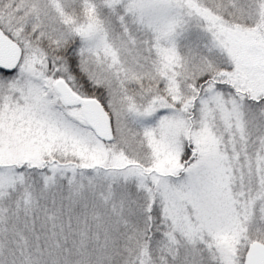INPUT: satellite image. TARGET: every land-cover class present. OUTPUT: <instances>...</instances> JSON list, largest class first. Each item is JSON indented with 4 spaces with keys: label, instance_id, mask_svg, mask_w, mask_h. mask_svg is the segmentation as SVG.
Masks as SVG:
<instances>
[{
    "label": "snow or ice",
    "instance_id": "6c2138e0",
    "mask_svg": "<svg viewBox=\"0 0 264 264\" xmlns=\"http://www.w3.org/2000/svg\"><path fill=\"white\" fill-rule=\"evenodd\" d=\"M0 264H264V0H0Z\"/></svg>",
    "mask_w": 264,
    "mask_h": 264
}]
</instances>
